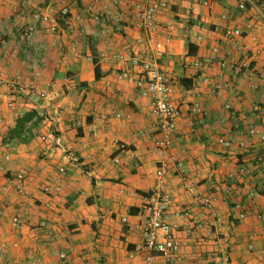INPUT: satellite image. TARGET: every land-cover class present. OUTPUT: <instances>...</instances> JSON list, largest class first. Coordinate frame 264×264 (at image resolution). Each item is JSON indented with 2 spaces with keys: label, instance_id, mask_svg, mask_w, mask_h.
Instances as JSON below:
<instances>
[{
  "label": "crops",
  "instance_id": "crops-1",
  "mask_svg": "<svg viewBox=\"0 0 264 264\" xmlns=\"http://www.w3.org/2000/svg\"><path fill=\"white\" fill-rule=\"evenodd\" d=\"M87 1L0 0L1 72L55 93L48 103L18 98L0 86V264H27L32 259L60 264L61 253L68 264H171L159 254L149 259L151 252L143 247L146 205L160 161L168 167L166 187L172 199L166 220L179 242L174 264H264V215H256L264 210V140L252 136L247 150L217 143L220 136L243 137L252 125L264 128V114L253 111L254 106L264 107V20L257 12L264 10V0H247L245 9L238 8L240 0H172L160 14L159 37L167 31L171 41L158 63L173 80L171 99L179 108L175 136L160 155L152 152L155 119L150 98L133 84L117 80L128 66L126 60L101 57L119 53L151 58L135 39L139 29L131 12L136 0H114L113 8L122 15L119 23L87 18ZM63 4L71 22L52 33L40 16L57 15ZM27 24L37 31L23 39L20 32ZM227 28L243 30L255 71L250 78L235 79L217 64L240 57L224 37ZM252 33L256 41L250 40ZM214 46L219 52L213 53ZM209 56L213 62L206 63ZM193 58L201 65L192 76L187 63ZM205 77L208 82L201 84L200 96L205 112L193 113L187 90L194 79ZM217 81L229 87L211 94L209 88ZM10 99L20 114L35 110L43 116L27 142L6 140L19 117L7 106ZM116 142L128 144L133 155L115 163ZM176 159L183 162L197 191L211 196L222 216L218 227H192L201 212L182 187ZM240 167L243 174H237ZM16 174L24 175L26 194L8 183ZM45 185L50 186L48 192ZM185 206L191 208L189 217L178 214ZM14 207L21 210L17 226L11 220ZM40 221L46 226L36 229Z\"/></svg>",
  "mask_w": 264,
  "mask_h": 264
},
{
  "label": "built area",
  "instance_id": "built-area-1",
  "mask_svg": "<svg viewBox=\"0 0 264 264\" xmlns=\"http://www.w3.org/2000/svg\"><path fill=\"white\" fill-rule=\"evenodd\" d=\"M30 1V0H27ZM172 0H136L134 8L131 12V17L134 20V24L139 29V33L136 36L137 42H142L145 48L151 54V58H141L138 56L129 55L127 57L119 53H112L110 56L102 54V59L106 60L108 57L115 60H126L128 66L116 75L117 80L125 81L128 84H133L140 92L141 95L150 98L151 113L154 116V122L151 124V132L154 134L153 138V150L154 154H163L170 147L173 137L176 133V119L179 115V108L171 99L173 80L168 76L159 66L158 59L162 56L166 46L171 41V35L169 32H165L163 37L160 36L162 31L159 16L160 14L170 8ZM247 0H240L238 2L239 9L246 8ZM114 0H88L84 5L83 13L90 20L98 23L103 19H111L119 23L122 20V15L113 8ZM254 8L256 9L255 5ZM259 18L264 20V10H257ZM42 21L46 24L48 31L57 33L61 30V24L69 25L71 17L69 15L68 7L63 4L57 15L52 16L48 13L42 14ZM166 27L171 26V22L165 23ZM261 28L260 24L255 26L256 30ZM37 29L34 24H27L20 32L21 38L25 39ZM224 37L229 41L232 48L239 53L238 59H220L217 64L224 72L229 70L233 78L239 79L240 77H252L255 74L254 68L251 66L249 57V45L243 42V30L240 28H227L224 33ZM256 34L250 35L251 41H256ZM219 46L212 48L213 53L219 52ZM206 63L213 62V57L209 56L204 59ZM201 60L199 58H193L187 63V70L193 76V71L199 68ZM195 74V73H194ZM208 82L205 78L194 79L191 87L187 90V93L193 98L191 101V111L193 113L205 112L204 106L200 101L201 96V84ZM0 86L5 87L10 93L15 96L22 97L27 96L31 99L41 100L43 102L51 103L55 99V93L49 89L42 88L31 81H24L20 75H15L11 78H7L0 70ZM229 87L227 82L217 81L214 82L209 92L211 94H217L226 90ZM7 106L15 109L16 116H20V110L17 109L18 105L14 99H10L7 102ZM229 108L230 105L226 104ZM253 111H259L264 114V107L257 105L254 106ZM116 117L120 114L116 113ZM129 115L127 114V117ZM105 118V115H102ZM264 128L257 127L255 125L249 126L245 131L243 137L235 138L233 136L217 138V143L225 148L237 147L241 150H247L251 146V137L259 135L261 140H264ZM141 135H145L146 132H140ZM42 141H46V136H41ZM117 154L113 157L115 163L120 162L121 156L130 157L133 155L132 148L124 142H116ZM66 155V154H65ZM175 171L180 179L183 189L192 198L196 205L200 209V218H194L192 227L201 228L210 227L216 228L221 223V213L213 206L212 198L210 195L200 194L196 185L191 178H189L183 162L179 159L174 161ZM258 162H262V158H258ZM59 172L65 171V166L61 165L58 168ZM167 164L164 161H160L155 170L156 183L152 188V198L146 205V218L142 227L143 233V247L151 252L149 259L153 254H159L165 258V260L171 264L177 261V252L179 249V242L172 232L170 223L166 220V213L168 208L172 205V199L169 189L166 187V174ZM245 169L243 167L238 168L237 174H243ZM236 175V174H235ZM231 174L230 177H234ZM9 184L14 185V189L19 194H26L27 187L23 174H16L11 180H8ZM44 191H49L50 186L45 185ZM178 214L182 217L191 216V208L185 206L181 208ZM256 215H264L257 213ZM240 217L243 213L239 214ZM12 224L17 226L22 223L21 210L19 207H14V215L12 216ZM46 226L45 221H40L37 224L36 229H41ZM251 247V245H249ZM264 256V254H263ZM61 263L68 264L65 254H60ZM27 264H41L38 259H32Z\"/></svg>",
  "mask_w": 264,
  "mask_h": 264
},
{
  "label": "trees",
  "instance_id": "trees-1",
  "mask_svg": "<svg viewBox=\"0 0 264 264\" xmlns=\"http://www.w3.org/2000/svg\"><path fill=\"white\" fill-rule=\"evenodd\" d=\"M93 62L95 64V76L98 77L99 67L95 57H93ZM42 120L43 116L39 115L35 110L24 112L17 118L15 126L9 130L6 140L16 138L21 142L29 141L33 136L32 129L37 127Z\"/></svg>",
  "mask_w": 264,
  "mask_h": 264
}]
</instances>
